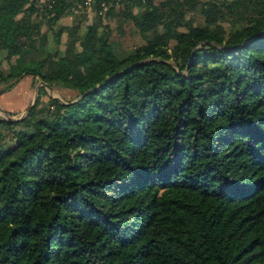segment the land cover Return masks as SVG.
<instances>
[{
	"label": "trees",
	"instance_id": "trees-1",
	"mask_svg": "<svg viewBox=\"0 0 264 264\" xmlns=\"http://www.w3.org/2000/svg\"><path fill=\"white\" fill-rule=\"evenodd\" d=\"M36 1L0 0V92L77 96L43 85L0 118V264H264V0H208L201 24L199 0H91L55 36ZM117 2L143 41L126 54Z\"/></svg>",
	"mask_w": 264,
	"mask_h": 264
},
{
	"label": "rangeland",
	"instance_id": "rangeland-1",
	"mask_svg": "<svg viewBox=\"0 0 264 264\" xmlns=\"http://www.w3.org/2000/svg\"><path fill=\"white\" fill-rule=\"evenodd\" d=\"M119 1V0H118ZM201 3L198 8L189 12V16L196 20L199 24L203 22V17L200 14L201 9L200 5L208 0H199ZM36 1L35 6L42 11L40 16V20L44 23V30L49 31L50 36H55L61 30L62 27L65 26H76L81 22L84 25L87 21V17L83 19L81 14L92 12V8L88 9L85 7V3H78L73 5L72 7L81 6L82 11L79 13L71 14L66 13L59 20L53 22V24L48 23V19L54 15V13L47 9V6L43 5L42 7H38ZM106 4V3H104ZM108 6L105 12H108L111 4H106ZM191 5L188 4L186 8L188 9ZM72 7L67 10L69 12L72 10ZM112 12V14L107 18V22L110 24L112 29V37H111V45L114 51L119 54H126L132 51L136 46L140 45L143 41L140 36L139 29L137 25H135L130 19L125 16L126 10L123 8L122 3L116 4V8ZM79 11V9H77ZM135 12L136 9H134ZM84 11V12H83ZM87 11V12H85ZM79 16H77V15ZM19 18L18 14L11 13L8 19L6 20V24H11ZM82 19V21H80ZM49 24V25H48ZM66 33L63 34L62 40H66ZM4 44L0 45L3 47ZM60 48H64V44H60ZM7 56V57H6ZM86 54L80 53L74 62V66L81 65L87 60ZM16 57L8 58V54H0V63L3 67H8L9 63L14 61ZM5 87L4 83L0 84V90H3ZM43 87L41 81L34 78L32 75L24 76L19 82L16 83L13 88L8 91L0 92V118H9V119H20L27 115L29 107L32 105L33 101L39 96V90ZM45 94L40 95L41 99L48 100L49 97H57L61 100H72L77 96V92L69 90V89H49L46 88ZM36 103V102H35ZM10 109V110H7Z\"/></svg>",
	"mask_w": 264,
	"mask_h": 264
},
{
	"label": "built area",
	"instance_id": "built-area-1",
	"mask_svg": "<svg viewBox=\"0 0 264 264\" xmlns=\"http://www.w3.org/2000/svg\"><path fill=\"white\" fill-rule=\"evenodd\" d=\"M55 0H39V2L37 3L38 7H42L43 5L47 6V9H52L54 6ZM85 7L90 9L91 8V0H86L85 2ZM108 6L106 4H103V12H105V10H107ZM79 9V11L77 10ZM81 9V6L79 7H72V10H70L67 13H71V14H75V13H79Z\"/></svg>",
	"mask_w": 264,
	"mask_h": 264
},
{
	"label": "water",
	"instance_id": "water-1",
	"mask_svg": "<svg viewBox=\"0 0 264 264\" xmlns=\"http://www.w3.org/2000/svg\"><path fill=\"white\" fill-rule=\"evenodd\" d=\"M41 84L44 85L46 88L53 89L51 86H48L47 84H44L43 82H41ZM56 98H57V97H56ZM58 99H59V98H58ZM59 100H61V99H59ZM35 102H36V99L33 101V103H32L31 106H33V105L35 104ZM7 119H9V118H7Z\"/></svg>",
	"mask_w": 264,
	"mask_h": 264
},
{
	"label": "crops",
	"instance_id": "crops-1",
	"mask_svg": "<svg viewBox=\"0 0 264 264\" xmlns=\"http://www.w3.org/2000/svg\"><path fill=\"white\" fill-rule=\"evenodd\" d=\"M7 110H10V109H7ZM11 111V110H10Z\"/></svg>",
	"mask_w": 264,
	"mask_h": 264
}]
</instances>
